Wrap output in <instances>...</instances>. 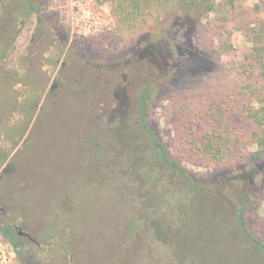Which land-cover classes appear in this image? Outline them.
Listing matches in <instances>:
<instances>
[{
    "label": "rangeland",
    "instance_id": "374dc122",
    "mask_svg": "<svg viewBox=\"0 0 264 264\" xmlns=\"http://www.w3.org/2000/svg\"><path fill=\"white\" fill-rule=\"evenodd\" d=\"M226 4L217 0V12L208 14L206 0H187L182 7L154 6L129 21L115 0H38L41 13L20 27L3 60L7 74L0 73V155L11 150V132L27 126L3 167L17 156L12 168L18 169L4 178L0 170V224L3 219L29 236L20 237L16 249L0 233V264H21V247L40 264H262L239 253L249 252L241 248L247 243L234 233L237 244L227 229V200L236 203L242 185L228 193L226 185L221 201L211 190L192 197L146 139L137 136L131 148L129 140L87 135L90 127L103 128L104 113L123 99L117 116L123 113L128 130L140 133L138 98L149 86V119L175 160L207 176L240 163L227 149L216 157L199 149L202 127L213 120L227 125V96L245 81L236 67L251 44L223 22L220 5ZM227 39L233 50L215 58L211 50ZM59 75L67 81L59 80L37 123ZM39 96L31 115L26 101ZM185 128H194L196 145L183 141ZM250 210L251 229L264 238V196Z\"/></svg>",
    "mask_w": 264,
    "mask_h": 264
},
{
    "label": "trees",
    "instance_id": "16d2710c",
    "mask_svg": "<svg viewBox=\"0 0 264 264\" xmlns=\"http://www.w3.org/2000/svg\"><path fill=\"white\" fill-rule=\"evenodd\" d=\"M184 1L187 0H115L120 15L123 19L129 21L135 15L141 14L146 9H151L154 6L163 7L165 5L178 3V6L182 7ZM206 1L208 3L205 8L206 13H216L218 9L216 5L217 0ZM247 1L248 0H227L226 5H220V7L227 11H224L226 14L223 18V22H230L233 24L231 31H243L251 46L236 67L238 73L245 80L244 84L239 90L227 96V125L224 126V128H220L214 120L209 126L204 125L202 127L204 133L200 137L202 146L199 147V149L203 148L206 153L215 155L213 157H216L227 149V157L238 156L243 162L241 161L236 165H232L231 168L226 171L218 172L213 176H207L196 174L175 160L170 154L169 147L162 140L158 130L149 119L148 103L152 93L149 86L141 91L138 98L137 123L140 126V133L137 132L136 135L128 130L123 113L117 116L115 107H123V109L126 107L125 100L123 99V102H116L112 111L104 113L106 125L103 128H98L97 125H95V128L90 127V131L87 135L89 137L99 135L104 139H116L115 141H122V139L129 140L128 146L131 148L136 146L137 136L146 139L148 141L147 144L153 148L154 154L158 159L177 172L180 178H182L185 185L188 186L190 196L192 197L199 191H206L209 193L211 190L210 194H215V197L220 200L218 196L219 192L221 193L226 185L227 193L228 190L231 191V187L235 183L242 185L245 193H240L236 196V203H233L231 199L227 200V229L237 244L238 242L234 237V233H237L238 236L247 243L246 246H243L244 248H241L249 252L239 253L252 254L264 264V238L256 235V233L252 231L250 225L251 204L257 201L258 198L261 199V197L264 196V0H256L252 6L248 5V7L246 6ZM177 9L178 7H174L170 10L173 12L177 11ZM41 11L42 8L38 5V0H0V44L2 42L4 43L3 48L0 49L1 74H7L6 71L8 70L3 66V60L8 56V47L16 40L20 27L27 19H30L33 14H40ZM186 17L188 18V16ZM56 22L53 26L55 32H59V35L62 37L63 35L65 36L62 27H59ZM183 23L184 21L182 19L177 22V24L180 25ZM231 31H227L228 37H231ZM155 38L156 36L151 37L153 40ZM62 39L66 42V38L63 37ZM165 39H168V36ZM164 43L166 42L164 41ZM171 43L172 41H167L166 45H170ZM174 49L178 54L180 46L176 48L174 44ZM232 50L233 48L227 39V41L220 42L211 52L215 58H220L222 54L230 53ZM56 62H58L57 58ZM19 73L21 72L19 71ZM176 73L177 72L174 73L175 76ZM57 77L49 94L44 99V104L39 113L37 123L43 108L49 105L48 99L50 94L58 87L57 84L59 80H61V84L67 81L60 75ZM42 98L43 96H39L36 100L29 98L31 102L26 101V107L31 109V115L35 112ZM15 113L16 111H13L10 116L14 117ZM210 115L212 114L209 113L208 117H210ZM91 119L92 117L90 116L88 119L90 123H92ZM26 129L27 126L22 132L18 130L11 132L12 146L10 152L19 145ZM188 130H190L189 133ZM191 130H194V128H185L184 132L187 137L185 140L183 139V141H186L185 143L190 146L196 145L195 143L197 142L196 138H194V131ZM29 143L30 142L26 141L22 148L24 149L30 146ZM251 145H256L257 148L252 152H248L247 149ZM10 152L7 155H0V170L3 172V178L10 173V171L18 169L17 167L14 169L12 168L17 162L16 156L9 162L10 167L8 166V168L3 171L4 164L9 160ZM247 154V159H243ZM209 158L210 156L206 157L205 160ZM141 160L142 158L137 155L135 161V165H137L136 170H139V168L141 169ZM3 198L4 195L1 191L0 205L1 199ZM190 198L191 197H189L188 202ZM1 221H3L2 225L0 224L1 235L6 238L13 247L20 249L18 245V241L20 240L18 232L7 222L4 224L3 219ZM21 249L22 250H19L21 264H40L39 259L35 258L31 252L25 251L24 247H21Z\"/></svg>",
    "mask_w": 264,
    "mask_h": 264
},
{
    "label": "flooded vegetation",
    "instance_id": "af4514ba",
    "mask_svg": "<svg viewBox=\"0 0 264 264\" xmlns=\"http://www.w3.org/2000/svg\"><path fill=\"white\" fill-rule=\"evenodd\" d=\"M1 179V177H0ZM5 213V208H3L1 205H0V214H4ZM18 234L21 238H25V237H29L25 232H22L21 230L18 231Z\"/></svg>",
    "mask_w": 264,
    "mask_h": 264
},
{
    "label": "built area",
    "instance_id": "2783aa9c",
    "mask_svg": "<svg viewBox=\"0 0 264 264\" xmlns=\"http://www.w3.org/2000/svg\"><path fill=\"white\" fill-rule=\"evenodd\" d=\"M1 246V245H0ZM0 252H2V249H1V247H0Z\"/></svg>",
    "mask_w": 264,
    "mask_h": 264
}]
</instances>
